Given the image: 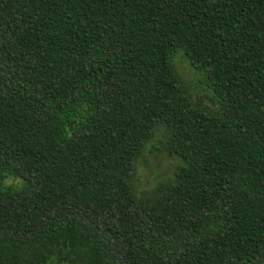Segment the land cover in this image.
Instances as JSON below:
<instances>
[{"label":"trees","instance_id":"1","mask_svg":"<svg viewBox=\"0 0 264 264\" xmlns=\"http://www.w3.org/2000/svg\"><path fill=\"white\" fill-rule=\"evenodd\" d=\"M0 264H264V0H0Z\"/></svg>","mask_w":264,"mask_h":264},{"label":"rangeland","instance_id":"2","mask_svg":"<svg viewBox=\"0 0 264 264\" xmlns=\"http://www.w3.org/2000/svg\"><path fill=\"white\" fill-rule=\"evenodd\" d=\"M173 66L188 88L190 97L200 105L212 108L209 87L204 84L202 75L193 69L186 59H183L181 52L175 53ZM177 163V158L166 151L163 143L156 139L153 140L137 160L136 173L133 178L135 190L138 193L147 192L158 183L169 179ZM7 181H3L2 185H7Z\"/></svg>","mask_w":264,"mask_h":264}]
</instances>
